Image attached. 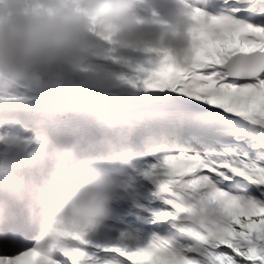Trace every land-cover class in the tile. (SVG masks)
<instances>
[{"label":"snow or ice","instance_id":"6c2138e0","mask_svg":"<svg viewBox=\"0 0 264 264\" xmlns=\"http://www.w3.org/2000/svg\"><path fill=\"white\" fill-rule=\"evenodd\" d=\"M189 4L186 66L160 50L127 81L142 128L168 133L162 155L138 157L135 206L118 205L94 238L66 228L50 255L17 213L0 228V264H264V0ZM185 193L203 195L219 223Z\"/></svg>","mask_w":264,"mask_h":264},{"label":"clouds","instance_id":"9594fccd","mask_svg":"<svg viewBox=\"0 0 264 264\" xmlns=\"http://www.w3.org/2000/svg\"><path fill=\"white\" fill-rule=\"evenodd\" d=\"M196 0H192L194 4ZM135 0H0V101L12 90L59 89L73 76L102 92L98 134L53 138L45 131L29 137L34 145L24 160L28 180L17 195L0 193V228L19 213L33 234L32 246L50 255L63 251L64 230L99 236L112 226L118 205L134 207L135 191L143 162L166 148L165 130H144L139 119L106 110L116 97L110 73L98 71L93 58L102 55V44L113 51L135 49L166 52L184 67L189 55V0H171L166 21L139 30L132 15ZM101 34H106L103 38ZM116 60L117 57H112ZM0 135V141L5 140ZM186 203L204 209L207 226L219 216L203 196L184 195ZM185 227H200V217H189Z\"/></svg>","mask_w":264,"mask_h":264},{"label":"rangeland","instance_id":"374dc122","mask_svg":"<svg viewBox=\"0 0 264 264\" xmlns=\"http://www.w3.org/2000/svg\"><path fill=\"white\" fill-rule=\"evenodd\" d=\"M154 13L156 15H160V11L157 9L156 11H154ZM135 20L137 21L136 26L139 30L155 27L158 24H161L162 22H164L159 19L158 20H155V19L154 20H143L142 22L137 19ZM108 47H111V46L106 43L102 44L101 46L102 55L97 58H93L92 60L93 66L98 71H103L106 74L107 73L111 74L107 76L106 82L116 85L115 91L113 88V91L117 92L116 94H120V93L122 94L124 90H127L126 96L129 99H135L136 96L139 95L140 90L133 88L129 83H127V81L130 79H134L137 75H140L141 74L140 70L147 71L151 69L152 67H154L156 59H157L156 55L151 52L142 50L139 46H137L135 49L118 50V51L110 52L106 55L103 54V49H106ZM112 57H117V59L113 60ZM119 77H123L124 79L122 80ZM72 80H74L72 83H81V84L88 86L85 83L79 82V77L77 76H73ZM92 88H95L101 91L99 88H96V87H92ZM14 90L15 89L12 90L13 93H14ZM26 90L28 92H31L32 89L25 87L23 91H26ZM52 90L53 89H45V90L40 91V93L42 92L43 94L39 93V94L34 95L36 100H38L39 102H43V103L38 104L39 107L44 106V105H46V107L50 106ZM18 97L20 96L15 95V100ZM7 98L8 96L5 99ZM25 101L27 103L31 102L30 100H25ZM2 105L3 104H0V121H3V122L5 120L11 121L13 118L20 116V115H17L20 113V110L14 112V114H12L11 111H7V113L6 112L4 113L3 112L4 109L1 108ZM16 105L20 107L23 104L18 103ZM46 110L47 109L41 110L40 108V111L43 113L42 116L44 115L45 117L39 118L40 114H37L39 119L38 118H37L38 120L36 119V123L39 126L48 125L49 127H51L52 130H47L39 126L35 127L33 125L26 123V126L32 127V128H27L30 130L29 137L34 136L35 134H37L39 131L42 130V131L48 132V134L52 136L53 138H59L63 140V139L71 138L74 133L73 131L79 130L80 128L83 131V133L87 131L86 133L88 136H93V135L98 134L99 114L95 116H93L94 114L88 115L87 117H83V116L67 117V120H64L62 122L63 123V126H62L61 123L59 122L60 118H56L58 114L52 113L51 111H48V110H47L48 112H45ZM124 116L129 119H135V116H132V117L126 116V115ZM74 121H76L77 123ZM54 127H57L59 130L56 132ZM0 129H2L0 135L6 134L5 140L0 141V158L6 161H10L11 159L13 161L14 160L17 161L20 159V162H22L21 164H24V160L26 158L27 152L30 151L31 149L25 150V148L23 147L20 141L28 138L26 137L28 131L24 130L20 132L18 130H15V129H18L17 126H14L10 123H5V125H2L0 123ZM78 135H80L79 132H78ZM9 164L10 163L6 162V163H2V165L0 166V180H2L3 177H9V176L15 179L13 175H16L20 179L25 178V170H24L23 165L19 167L18 169H16L15 171H11V169L9 168L11 165ZM26 179L28 180V178ZM9 190H10V185L7 187H3L0 184V193H8Z\"/></svg>","mask_w":264,"mask_h":264},{"label":"water","instance_id":"95a60500","mask_svg":"<svg viewBox=\"0 0 264 264\" xmlns=\"http://www.w3.org/2000/svg\"><path fill=\"white\" fill-rule=\"evenodd\" d=\"M102 92L82 84L65 83L61 88L53 90V110L65 114H90L99 113L98 105L101 103ZM133 100L114 98L106 106V110L117 113H133L130 111V104Z\"/></svg>","mask_w":264,"mask_h":264},{"label":"bare ground","instance_id":"6f19581e","mask_svg":"<svg viewBox=\"0 0 264 264\" xmlns=\"http://www.w3.org/2000/svg\"><path fill=\"white\" fill-rule=\"evenodd\" d=\"M173 6V5H172ZM139 5H137V2L134 3L133 8H132V15L137 18H142L140 15V10H139ZM146 7H150L149 4H146ZM8 181H2V185H6ZM15 184V183H14ZM14 184H11V188L14 186Z\"/></svg>","mask_w":264,"mask_h":264},{"label":"trees","instance_id":"16d2710c","mask_svg":"<svg viewBox=\"0 0 264 264\" xmlns=\"http://www.w3.org/2000/svg\"><path fill=\"white\" fill-rule=\"evenodd\" d=\"M126 91H127V90H124L123 94H119V97H122V98H128V97L126 96Z\"/></svg>","mask_w":264,"mask_h":264}]
</instances>
